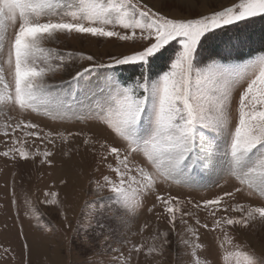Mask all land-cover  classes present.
Returning <instances> with one entry per match:
<instances>
[{
	"label": "snow or ice",
	"instance_id": "snow-or-ice-1",
	"mask_svg": "<svg viewBox=\"0 0 264 264\" xmlns=\"http://www.w3.org/2000/svg\"><path fill=\"white\" fill-rule=\"evenodd\" d=\"M184 5L190 15L170 16L150 0H0V157L52 166L60 143L82 138L75 151L85 149L99 173L89 183L98 198L109 193L98 211L115 205L123 214L114 218L128 229L143 213L168 225L154 228L147 246L121 239L115 247L103 236L101 255L115 254L107 264H132V254L142 251L163 256L172 234L179 237L181 264H209L201 229L219 234L223 264H264V256L239 242L251 224L264 223V52L247 61L227 47L204 55L205 42L222 30L264 18V0ZM61 37L133 47L106 62L87 55L84 66L77 54L46 46ZM166 52L167 70L152 77L151 63ZM119 65L143 72L129 81L107 72L92 76ZM32 114L86 128L53 127ZM204 173L219 177L221 191L197 201L173 194L176 185L199 187ZM54 187L38 189L39 204L67 222L69 194ZM23 195L30 203L29 190ZM150 227L146 221L141 233ZM23 249L30 253L32 246L25 241Z\"/></svg>",
	"mask_w": 264,
	"mask_h": 264
},
{
	"label": "rangeland",
	"instance_id": "rangeland-1",
	"mask_svg": "<svg viewBox=\"0 0 264 264\" xmlns=\"http://www.w3.org/2000/svg\"><path fill=\"white\" fill-rule=\"evenodd\" d=\"M158 8L170 16L190 15L191 9L184 5V0H150ZM233 0H213V3L219 7L221 5H230ZM238 2V0H236ZM192 6L195 7V0H192ZM207 5L200 6V11H205ZM253 19L262 20L260 24L257 20L252 29L245 31L240 36L242 46H233L235 52L241 49L243 61L250 57L255 58L264 49V18L256 17ZM252 19V20H253ZM251 21V20H250ZM247 22V21H245ZM242 24V23H241ZM234 35V34H233ZM251 37V38H250ZM248 38V39H247ZM216 39H219L216 37ZM213 39L205 42L204 55L209 50L206 49ZM230 40H222L223 44H228ZM47 47L59 49L62 52L77 54L76 63L87 66L89 62L84 59L87 55H93L97 61L106 62L109 56H118L128 53L132 50V45L122 44L117 41H101L90 37L66 39L61 37L59 43H49ZM260 49V52L252 54L253 50ZM169 61L164 68L167 70ZM137 73L143 71L139 65H119L115 68H102L93 72L92 76L97 77L100 73H114L122 81H129L135 76L131 70L134 68ZM134 69V71H136ZM139 71V72H138ZM149 72V71H148ZM159 73L149 72L152 77ZM38 118L42 123L53 127H66L73 131L79 128H86V125L79 122L70 121L61 123L51 120L43 115ZM3 118H0V125L3 124ZM0 136V140H2ZM82 138L69 141L67 144L60 143L56 150V155L52 166L40 165L39 158L35 164H14L10 160L0 157V264H107L115 255L106 253L101 255L100 245L103 242V236L110 237V243L115 247H121V239H130L133 243H144L146 246L153 243V229L158 227L165 231L168 225L164 220H157L155 216L143 213L139 218L132 220L130 229L121 226L114 216L122 215L120 209L115 205L105 207L103 212L98 211L101 204L107 205L109 202L104 198L109 196L105 191L103 196L97 197L94 191V185L89 181L99 176L94 172L95 159L82 147L80 151H75L76 146L81 145ZM0 150H3V144L0 143ZM103 171V169H102ZM218 176L212 173H204L200 177V185L196 188L174 186L171 190L173 194L180 193L183 197H190L193 201L211 198L217 192L216 182ZM66 180L67 185H61L59 182ZM55 184L53 191H59L61 196L69 194L68 203L71 207L67 210L68 221L65 222L61 216L53 212L48 213V208L39 204L42 198L38 189H43L47 185ZM25 190H29L28 200L25 203L23 195ZM13 191L16 196L13 197ZM15 201V202H14ZM54 207V206H52ZM115 209V212H113ZM39 216V219L37 217ZM202 221L204 217H201ZM149 222L153 227L144 230L141 228L145 222ZM70 224L71 227H67ZM98 223L105 225V228H98ZM40 225H45L41 229ZM52 228L53 231H48ZM112 229L110 233L108 230ZM181 229L178 228V231ZM103 233L99 235L98 233ZM183 234V233H181ZM172 244L164 249V255L160 256L154 253L148 257L141 252L139 257L133 253L132 264H181L179 254L182 248L177 246L179 237L175 234L170 236ZM29 243L32 250L29 253L23 249V244ZM241 248H247L254 251L257 256H264V223L256 221L249 226L239 237ZM156 243H159L158 241ZM209 250L207 258L209 264H223V250L219 249V234L206 232L201 229V241ZM128 247L124 246V254H128ZM205 259V255L201 256ZM242 258H233L234 262Z\"/></svg>",
	"mask_w": 264,
	"mask_h": 264
},
{
	"label": "trees",
	"instance_id": "trees-1",
	"mask_svg": "<svg viewBox=\"0 0 264 264\" xmlns=\"http://www.w3.org/2000/svg\"><path fill=\"white\" fill-rule=\"evenodd\" d=\"M257 20H259V19H253L251 21L242 22V24L234 25L228 29L222 30L217 35H215L214 37L211 38V39H213V41L211 42V44L209 46L207 45L206 49L209 51H223L226 47L232 48L233 52H234V56H237L240 59H243L244 54L240 55V53H242L241 49H239L238 51L235 52V49L233 46L240 45V43H242L241 39H245L247 36H251V37L253 36L252 34H253V32L255 33V31H254L255 29L251 30V34H248V35L245 34L246 35L245 38L243 36H240V34L244 33L247 30L252 29V27H254L253 25L256 23ZM258 22L260 24H262L263 21L259 20ZM216 37L220 38L219 41H218V39H216ZM226 39L230 40L229 43L223 44L222 40H226ZM240 46H242V44ZM259 50L260 49L253 50L252 54H255V52H260ZM262 52H264V49L262 50ZM169 55H170V53L166 52L159 59H155L151 63L148 71L149 72L153 71V73H156V72L159 73L161 71H164L165 70L164 66L168 62V56ZM134 69H133V71L132 70L130 71L133 73V75H135V73L141 75V73L143 72L142 70H140L141 72L138 71L139 73H137V70L135 69L136 71H134Z\"/></svg>",
	"mask_w": 264,
	"mask_h": 264
},
{
	"label": "bare ground",
	"instance_id": "bare-ground-1",
	"mask_svg": "<svg viewBox=\"0 0 264 264\" xmlns=\"http://www.w3.org/2000/svg\"><path fill=\"white\" fill-rule=\"evenodd\" d=\"M189 14H191V12H189Z\"/></svg>",
	"mask_w": 264,
	"mask_h": 264
}]
</instances>
